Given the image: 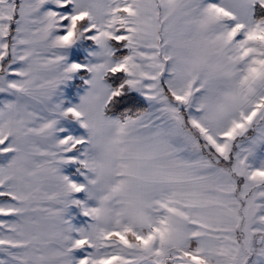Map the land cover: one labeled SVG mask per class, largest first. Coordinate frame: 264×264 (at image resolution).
I'll use <instances>...</instances> for the list:
<instances>
[{
	"label": "snow or ice",
	"instance_id": "obj_1",
	"mask_svg": "<svg viewBox=\"0 0 264 264\" xmlns=\"http://www.w3.org/2000/svg\"><path fill=\"white\" fill-rule=\"evenodd\" d=\"M0 95V264H264V0H0Z\"/></svg>",
	"mask_w": 264,
	"mask_h": 264
},
{
	"label": "rangeland",
	"instance_id": "obj_2",
	"mask_svg": "<svg viewBox=\"0 0 264 264\" xmlns=\"http://www.w3.org/2000/svg\"><path fill=\"white\" fill-rule=\"evenodd\" d=\"M51 7V6H49ZM98 49L91 41H82L80 45H78L76 48L71 50L67 53L68 56V63H88L89 61L94 62L93 58L91 57L90 53L97 51ZM126 51V50H125ZM91 79L90 74L88 73H80L76 75L72 81H70L67 85L62 86V99L65 101V107H70L75 104H79L81 97L87 94V92L90 90V86L85 82ZM106 83L113 88V86L106 80ZM132 93H135L136 95L140 96L142 100L147 104V101L144 99L143 96H141L139 93H136L134 91H130ZM6 99H12L8 96L0 95V101L6 100ZM148 105V104H147ZM106 117L110 119H119L116 116H108L105 113ZM83 131V130H81ZM0 164H3V161H0ZM77 210H73V215H76L78 213ZM84 220L82 216H78L76 220H74V223L77 224V226H83Z\"/></svg>",
	"mask_w": 264,
	"mask_h": 264
},
{
	"label": "trees",
	"instance_id": "obj_3",
	"mask_svg": "<svg viewBox=\"0 0 264 264\" xmlns=\"http://www.w3.org/2000/svg\"><path fill=\"white\" fill-rule=\"evenodd\" d=\"M107 81L113 86L114 89L120 88V86L124 83L123 75L118 77L110 76ZM126 96H131L137 99V106L136 107H128L123 104H117L116 106H110V110H106V114L108 116H116L119 119L124 118L127 115H134L137 111L143 110L148 107V105L142 100V98L135 93L130 91L125 92ZM123 97L118 98V100H122Z\"/></svg>",
	"mask_w": 264,
	"mask_h": 264
}]
</instances>
